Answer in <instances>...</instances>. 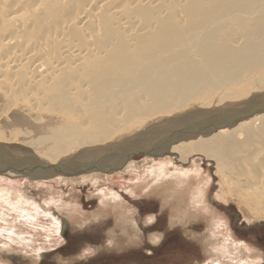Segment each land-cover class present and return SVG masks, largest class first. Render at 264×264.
<instances>
[{
	"label": "bare ground",
	"instance_id": "obj_1",
	"mask_svg": "<svg viewBox=\"0 0 264 264\" xmlns=\"http://www.w3.org/2000/svg\"><path fill=\"white\" fill-rule=\"evenodd\" d=\"M65 1L68 0H0V81L9 80L10 83L3 81L8 85L4 86L5 89L12 93L19 92L20 99L28 101L31 111L33 108L37 110L38 104L44 105L45 102L47 107L49 105L47 109L51 105L59 111L57 117L49 116L44 123L37 125L36 121L33 123L21 114V110H16L17 107L14 110L15 105H12L13 111L8 114L5 123L9 128L16 127L7 133L0 129V145L9 142L6 144L10 147L23 134L33 133L28 132L30 130L36 134L41 132L43 134L39 137L30 136L36 137L30 145L43 160L30 157L33 161H29L26 157H18L22 148H15L17 151L13 153L12 146L10 152L0 147V175L22 176L34 181L69 176L94 182L96 177L107 175L131 160L135 155L133 152L143 151L145 158L152 159L177 154L178 163H171L175 165L172 166L173 172H170L168 165L164 167L165 162L170 164L169 160H163L162 165L150 169L152 181H144L151 186L150 182L162 179L164 190H168V185L172 183V187L183 189L174 198L180 201V205L172 203L170 206L171 211L178 213L185 209L186 199L199 196L201 202L198 206L205 201L207 187L202 186V180L206 178L196 175L198 167H195L194 174H190L192 169L180 168L192 156L200 155L204 160L213 161L214 172L220 176V182L228 187V191L232 186L237 188L242 184L243 187L245 181L251 179L250 173L255 175L256 170L263 168L259 154L256 152V158L252 155L257 147L255 144L264 142V109L256 111L264 107V0H171L170 4H165L169 5L165 7L169 13V17L166 16L167 25L164 27L157 20L156 25L153 19L156 34L154 27L148 28L153 30L150 33L155 34L150 37L148 33L142 36L145 33L142 30L140 33H144L141 36L148 38H144L143 43L136 42L139 36L137 32L143 27L140 24L142 20L137 23V19L126 18V14L123 16L124 0H74L75 8H71V11L62 6ZM143 1L147 5L157 4L154 0ZM180 2H183L181 10L176 9ZM101 10L111 15L116 25L132 30L127 34L133 43H121L123 41L120 39L116 43L113 40H110L113 43H105L103 37L90 43V31L87 36L84 35L90 42L78 41L74 37L75 29H87L89 21L100 29L106 28L99 26L100 22L104 24L109 18L102 16ZM177 11L181 13L180 16ZM136 15H141L138 19H144L140 12ZM99 31L97 33L102 36L103 32L104 36L109 35L106 30L107 33ZM52 45H56L55 53L51 51L54 60L44 58L43 53L48 54ZM16 105L19 107V103ZM9 109H4V112ZM0 116L3 118L4 115ZM195 122L210 126L207 129L211 132L153 146L163 134ZM20 124H25V128L19 127ZM30 163L39 167L17 173L19 168L25 169ZM88 173L93 174L88 177ZM259 176L264 179L262 172ZM2 178L1 207L3 204L15 205L14 211L20 209L23 219L33 221L27 199L15 187L18 182ZM261 178L258 177L253 184L264 185ZM192 180H196L197 185L183 188V183H192ZM140 186L144 185L141 183ZM164 190L161 189L163 198L167 197ZM251 191L253 193V187ZM171 193L178 194L177 191ZM171 193L168 196L173 197ZM116 197L114 193H106V198L102 200L103 207L92 216L112 212L118 215L116 219L120 224L129 221L130 228L135 230V238L140 239L137 233L140 230L136 221L138 215L135 217L132 214L133 208L129 210L127 207V212L124 210L126 207L117 204V201L110 206L109 201L117 200ZM253 197L257 195L253 193ZM47 204L54 203L51 201ZM4 208L7 212L11 211L9 207ZM210 212L212 218H218L219 222L225 220L223 213ZM176 213L170 214L171 225L175 223L174 216L182 218V215H187L186 212L182 215ZM256 214L263 219L264 206ZM57 217L54 219L58 225ZM151 220L152 216L144 219L146 222ZM9 224L15 229L13 223ZM215 224L216 231H222V227H217L221 224ZM14 229L12 234L17 233ZM128 231L126 227L121 228L126 236L130 234ZM214 232L210 229L211 236H214ZM224 232L227 236L221 242L216 241L219 248L214 249L217 253L211 256L218 260L216 264H225L220 255L227 253L230 256V234H227L226 228ZM160 235L153 233V240L157 241ZM231 242L236 244L233 240ZM244 248L249 251V259L246 257L238 264H256L252 253L258 250L251 245Z\"/></svg>",
	"mask_w": 264,
	"mask_h": 264
},
{
	"label": "rangeland",
	"instance_id": "obj_2",
	"mask_svg": "<svg viewBox=\"0 0 264 264\" xmlns=\"http://www.w3.org/2000/svg\"><path fill=\"white\" fill-rule=\"evenodd\" d=\"M79 1L85 2L87 0ZM128 1H123V3L125 2L122 4L123 16L126 14V18L131 17L130 19L132 20L137 19V23L142 20L140 24H143V27L138 25L142 29L137 32L139 36L136 34L139 38L137 41L138 38L135 37L137 38V43L144 42L147 36L146 38L144 37L145 39L142 36L147 33L149 37L156 34L155 31L157 27L152 23L154 20V23H156V20L157 23L162 22L164 27L167 25L168 19L166 16L169 17V13L165 7L169 5L165 4H170L171 0H160V2H158L159 0H154L157 2V7L155 5H147L143 0H138L139 2H137V5H140L142 8L144 7L143 9L136 5L137 0H135L134 3H132L133 0L130 2ZM68 2H70V0L65 1L63 5L59 4V6L65 5L68 10L71 8V10H73L75 8L73 6L75 1L72 0V4H68ZM178 4L179 6H176V9L181 10L183 2ZM157 9H159V11H157ZM104 10L103 8V11ZM139 12L143 15L144 19H140L141 15H136ZM154 12L156 14H154ZM101 15H106L104 17L108 16L109 18H106L104 24L100 22L99 26H106V28L110 26V29L104 27L100 29L93 21H89L87 23V29H75L74 37L78 41H92L90 43H95V39L100 37L106 39L105 43H113L111 42L112 40L115 42L118 39L123 41L121 43H133V39L129 36V32L132 30H129V28H122L118 26V24L116 25L112 16H109L107 12H102ZM145 15H148L151 19L149 18V20L147 18L148 16L145 17ZM153 15H155V17ZM180 15L181 13L179 16ZM138 16L140 17L139 19ZM110 18H112V21ZM160 18H165L166 20L163 22V19ZM130 19L128 21L133 23ZM157 23L156 25H158ZM151 27H154V31H152L155 32V34L150 33L152 32L150 31ZM94 28L98 29V32H100L99 30H101V32L106 30L109 35L104 36V32L103 36L101 33H99V35L97 31L95 32ZM145 29H148V32L145 31ZM142 30L145 33H140ZM89 31L91 32L90 35H92L90 41L85 39ZM95 34L98 36L96 37ZM141 34L143 35L141 36ZM146 40H148V38ZM165 43H168V41H165ZM50 48L51 50L48 54L43 53V56L46 59L54 60L53 54L55 53L54 51H56V45H52ZM51 51L54 53H51ZM3 81L7 83H10V81H0V114L4 115L3 118L0 116V120L3 122H0V129L5 133L16 127L9 128L5 123L8 120V114L13 111L14 106L12 107V105H15L14 110L17 107L16 110H19V112L21 110V114L26 115L33 123L36 121L37 125L44 123L49 116H56L59 112L53 109L51 105L50 109H47L49 108V105L47 107V102H45L46 105H43V103L38 104L39 106L36 107V109L38 108L37 110L33 108L32 110L35 112L31 111L28 101L21 100L19 92H8V89L4 87L8 85L7 83H3ZM3 94H5L4 98ZM18 103L19 107L16 105ZM21 103L23 105H20ZM7 104H9V106ZM9 107L10 111L4 112V109ZM44 108L46 110H44ZM53 110L55 112H53ZM48 111L50 113H48ZM23 125L25 124H20V126H18L25 128ZM28 132L33 133L23 134L22 138L19 137L20 139L18 138L17 141H15L16 143L14 142V144L11 145L13 150L10 149L11 146H8L9 149L14 153V151H17L15 148H22V152L18 154V157H26L29 161H33L31 158H34V160H43L42 157L36 154L35 149L31 148L32 145H30L31 141H34L36 137H39V135L43 133L40 132L36 134L33 130ZM32 134L36 137H30ZM22 141L23 143H21ZM6 143L9 142H2L1 145H7ZM255 145L258 150L254 149L255 155L253 154L252 156L256 158L258 157L256 152L259 154L258 158L262 161L261 166L263 168L258 169V171L256 170L255 175L254 173H250L249 176L252 174V176L255 177L251 176V179L248 178L247 181H245V185L242 187L241 184V186L237 187L238 189L232 186L228 191V187L220 182V176L214 172V163L211 160H204L202 156L194 155L189 159V162L184 163L183 167L180 168L183 170L190 169V171L192 169L190 174L196 173L194 169L198 167L196 175L202 176L203 179L206 178L202 180V186L207 188L205 191V201L201 203V206H198V203L201 202L199 196L192 200L186 199L185 209L182 208V210L179 211L181 214L179 212L176 213L177 211H171L170 206L172 203L180 205V201H176L174 198L178 196L183 189L172 187V183L168 185V190H164V180L162 179L159 182H150L151 186H148V181H144L145 179L152 181L150 169L153 168V166L157 167L156 165H162L163 160H169L170 164L165 162L164 167L168 165L170 167V172H173L172 166L175 165L171 163H178L177 154L171 153L167 156H158L156 159H152L145 158L144 153H134L135 155L133 154L134 156L131 160L125 161L121 166L116 167L115 170H112L111 173L107 175L96 177L94 182L89 179L84 180V178L69 176L38 179L34 181L22 176L11 177L9 175H0L1 178L4 177L2 179H6L7 181L18 182L15 187L17 191L21 192L27 199L29 203V213L34 216L33 221H29L28 219L25 220L20 215L22 211L19 208L22 206L18 205L19 210L14 211L15 205L7 206V204H3L4 206L2 205V207L0 205V264H216L215 262H218V260L211 256L217 253L214 249L219 248L216 241L219 242L227 236L224 232L225 228L228 232L227 234H230L229 241L231 243V251L229 250L230 256L227 253L225 256H219L222 263L238 264L240 260L242 261L246 257L248 260L249 256L247 255H249V251L247 252L244 247L246 245H251L258 250L252 253L253 259L256 260V264H264V218L261 219L259 218L260 216L258 217V214H256L257 211L260 212L264 206V192H262L264 191V185L259 183L253 184L258 177L261 178V176H259L261 172L264 175V147H261L262 145L264 146V142L261 144L256 143ZM24 153L25 155H23ZM32 153H35V156ZM88 174L86 175L89 177L90 175L92 176L93 173ZM94 175L100 174L94 173ZM260 180L264 179L261 178ZM141 183L144 185L143 187L140 186ZM189 185L194 187L197 185V181L192 180V183H183V188L186 186L189 187ZM161 186H163V188H161ZM139 187L142 188L140 189ZM252 187L254 196L257 195V197H253L251 191ZM254 188H256V190H254ZM161 189L165 191L164 193H166L167 197L165 196V198H163L164 196L161 195ZM173 191H177L178 194L171 193ZM106 193H114L117 196V200L109 201L111 202L110 206L113 205V202L117 201V204L121 203V205L126 207L124 210L127 212L132 210V208L134 209V213L132 214L135 217L138 215L136 221L138 220L137 222L140 226V230H137L140 239L139 237H136L137 239L135 238V230L131 229L132 227L129 221L120 224L116 219L118 215H114L112 212H107V214L104 215L95 214L92 216V214L95 212L97 213L98 210L103 207L102 200L106 198ZM170 193L173 197L168 196ZM164 199H168L167 202H164ZM51 201L54 204H47V202ZM191 201H195L196 203H192ZM244 203H247V205ZM4 207H9L11 211L7 212ZM127 207H129V210H127ZM202 208H206L207 210L205 211ZM254 209L256 210L255 212ZM210 211H212V213L213 211L223 213L225 215V220L219 222L218 218H212ZM127 212L126 214H128ZM172 212L178 215H182L186 212L187 215H182V218L174 216L173 219H175V223L171 225L170 214ZM55 215H58L56 218V220H59L58 225L54 219V217H56ZM147 216H152V220L149 222L144 221ZM9 222L14 224L15 229L11 227ZM215 223L221 224V226L217 225V227H222V231H216L214 228L216 225ZM122 227H126L127 231L128 228L131 227L130 230L132 231H128L130 233L128 236L121 232ZM13 229L15 233L17 232L16 234L11 233ZM210 229L215 230L214 236H211ZM118 230H120V232ZM153 233L161 234L157 241L153 240ZM231 236L233 238H231ZM132 240L135 241L133 242ZM231 240L236 242V244L234 245ZM28 242L30 244H28ZM117 242L119 243L117 244Z\"/></svg>",
	"mask_w": 264,
	"mask_h": 264
},
{
	"label": "water",
	"instance_id": "obj_3",
	"mask_svg": "<svg viewBox=\"0 0 264 264\" xmlns=\"http://www.w3.org/2000/svg\"><path fill=\"white\" fill-rule=\"evenodd\" d=\"M264 109V107H260L258 108L256 111H260ZM198 122H195V123H192L191 125H188V126H184V127H179L177 129H174V130H170L169 132L163 134L161 137H159L158 139H156V141L154 142L153 146L156 147L157 145H160V143H165V144H171V143H174L175 141H179L180 138H189V137H193L195 135H204V134H207L211 131H208L209 127L208 126H205L203 123H199L197 124ZM208 128V129H207ZM214 128H212L213 130ZM159 143V144H158ZM1 148H6V150H9L8 148V145H0ZM134 153H144L143 151H136V152H133L132 154ZM31 165H27L24 168H19L17 170V173H23V172H26L28 170H31L33 169L35 166L38 168L39 166L37 164H34V163H30ZM34 164V165H32ZM25 170V171H24ZM1 171V169H0Z\"/></svg>",
	"mask_w": 264,
	"mask_h": 264
}]
</instances>
